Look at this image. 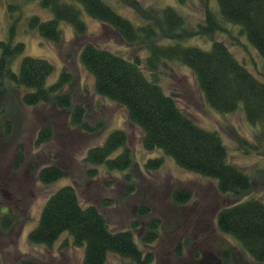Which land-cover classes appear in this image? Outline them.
I'll use <instances>...</instances> for the list:
<instances>
[{
  "label": "rangeland",
  "instance_id": "1",
  "mask_svg": "<svg viewBox=\"0 0 264 264\" xmlns=\"http://www.w3.org/2000/svg\"><path fill=\"white\" fill-rule=\"evenodd\" d=\"M40 1L0 0V42L12 46L18 43L24 45L23 51L11 61L10 69L17 72L25 57L45 59L54 66L53 74L46 80L49 86L57 80L63 58H70L68 69L73 75V83L67 91L71 93L73 104L84 105V123L91 131L73 125L69 111L52 104L37 108L24 106L17 98L15 88L8 84L0 86L2 263L16 264L22 255L33 256L47 264L82 263L84 249L74 246L67 234L61 235L51 247L28 241V234L37 227L49 197L70 185L76 188L82 205L97 207L114 231H131L139 246L148 222L157 220L158 240L151 245V250L147 249L155 255V264H199L196 253L203 254L204 264H256L232 237L218 231L215 220L220 209L249 198H257L264 203V128L250 125L242 106L231 114H220L210 108L191 69L183 63L177 60L163 61V65L155 73L152 72L164 94L173 96L195 124L204 130L219 132L230 163L243 171L251 181V189L243 195L216 194L212 180L179 168L172 158L159 150L145 151L141 144L142 132L129 122L126 111L95 94L94 78L79 60L76 49L80 43L76 41L70 25L59 23L62 35L60 48L38 34L31 26V20H52L51 11L45 9ZM64 1L80 11L81 20L86 26L87 41L130 60L139 57L146 78L152 80L145 60L148 42L126 45L110 30L91 19L73 0ZM102 1L135 27L148 23L156 25L158 35L155 41L163 47L178 44L209 51L212 41L200 36L165 38L159 26V11L168 7L175 9L184 20L183 29L190 34L204 23L206 13L210 12L220 25L214 39L223 42L238 62L264 83L262 56L246 35L241 34L239 26L221 21L216 0H187L184 4L177 0ZM44 125L52 127L53 137L45 143H38L37 136ZM117 130H122L127 136L131 168L118 172L110 171L105 166L87 165L85 159L88 151L102 146L108 135ZM21 156L23 163L17 168L14 162ZM156 158L162 160L161 167L147 170L145 163ZM52 163L64 169L67 176L44 184L39 180L38 172ZM176 189H189L191 201L181 206L176 204L172 200ZM105 202L109 206L104 207ZM145 207H148V215L140 216L139 211ZM8 214L12 226L5 230L1 226V219ZM179 243H184L180 260L174 256V249ZM225 254H229L227 260H223ZM200 259L198 256L197 260ZM128 263L127 260L109 256L108 264Z\"/></svg>",
  "mask_w": 264,
  "mask_h": 264
},
{
  "label": "trees",
  "instance_id": "2",
  "mask_svg": "<svg viewBox=\"0 0 264 264\" xmlns=\"http://www.w3.org/2000/svg\"><path fill=\"white\" fill-rule=\"evenodd\" d=\"M73 1L126 45L148 42L145 60L151 81L146 78L139 57L130 60L87 41L86 26L81 20L80 11L64 0H41L40 4L51 11L52 20L41 22L33 18L31 26L42 38L59 48L62 40L59 23H67L73 28L75 39L80 43L76 52L84 68L94 78L95 94L126 111L129 122L142 132L141 144L145 151L159 150L172 158L179 168L212 180L215 182L213 189L220 196L236 197L249 192L251 181L243 171L230 163L219 132L204 130L195 124L173 96L164 94L154 75L163 61L177 60L191 69L210 108L220 114H231L242 106L248 123L264 128V83L240 64L223 42L214 39L220 25L212 14L207 12L204 23L190 34L183 29L184 20L175 9L168 7L159 11V26L165 38L205 37L212 41V45L209 51H204L178 44L167 47L157 45L156 25L148 23L135 27L102 0ZM186 1L177 0L180 4ZM216 2L221 21L239 26L241 34L246 35L264 62V0ZM0 49V86L8 84L15 88L17 98L24 106L37 108L52 104L69 111L73 125L91 131L84 123V105L73 104L71 93L67 91L73 83V75L68 69L70 58H63L57 80L47 86L46 80L54 72V66L49 61L25 57L18 71L13 72L10 69L11 61L23 51L24 45L18 43L12 46L0 42ZM52 137V127L44 125L38 133V143H45ZM116 153L117 156L111 158ZM22 161L21 156L14 166L19 168ZM85 162L90 166H105L110 171L125 172L130 169L132 159L126 134L122 130L109 134L102 146L88 151ZM161 165L160 158L150 159L145 163V168L157 170ZM66 176V171L55 163L43 166L38 172L39 180L44 184ZM191 197L189 189H176L172 194V200L179 206L191 201ZM103 206L107 207L109 203L105 202ZM147 208L141 209L139 215L147 216ZM10 219L9 214L2 216L3 229L12 226ZM215 222L218 231L232 237L254 263L264 264V203L261 200L249 198L226 206L217 213ZM158 228V221L150 220L139 246L131 231H114L97 207L82 205L76 188L69 185L49 197L37 227L28 234V241L51 247L61 235L67 234L74 246L84 249L81 264H108L110 255L127 260L128 264H155L157 259L148 250L158 240ZM183 250L184 243L176 245L174 256L178 260L182 258ZM228 257L229 254L223 255V260ZM0 264H3L1 256ZM16 264L47 263L30 255H22Z\"/></svg>",
  "mask_w": 264,
  "mask_h": 264
},
{
  "label": "flooded vegetation",
  "instance_id": "3",
  "mask_svg": "<svg viewBox=\"0 0 264 264\" xmlns=\"http://www.w3.org/2000/svg\"><path fill=\"white\" fill-rule=\"evenodd\" d=\"M198 248V247H197ZM195 251H196V249H194ZM194 252V251H193ZM201 254V253H200ZM203 255V254H202ZM202 255H198L199 257H201V259L200 260H197V258H196V262L197 263H199V264H204V259H203V256ZM197 256V257H198Z\"/></svg>",
  "mask_w": 264,
  "mask_h": 264
}]
</instances>
